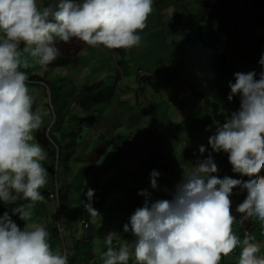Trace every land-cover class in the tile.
<instances>
[{"label": "clouds", "instance_id": "clouds-1", "mask_svg": "<svg viewBox=\"0 0 264 264\" xmlns=\"http://www.w3.org/2000/svg\"><path fill=\"white\" fill-rule=\"evenodd\" d=\"M250 1L247 12L261 14L256 0ZM153 3L56 0L40 6L37 0H0V202L27 201L14 207L11 214L5 211L0 215V264H68L69 260L67 253L52 250L46 225L32 222L35 204L44 200L40 189L48 184L44 166L48 153L35 134L45 126L49 111L43 103L34 107L36 101L28 86L33 79L29 80L28 73L21 69L36 64L46 71L60 55L58 40L70 43L75 39L107 49L138 47L142 42L139 33L147 27ZM221 5H225L223 12L215 7L216 11L224 15L230 30L239 29L242 21L236 13L244 7H234L228 0ZM194 41L202 45L199 38ZM21 45L27 53L24 58ZM257 58L259 73L238 71L233 74L235 82H228L231 92L227 99L239 96V108L226 117V122L218 123L208 138L212 152L227 153L232 171L248 179L220 178L209 153L190 171H184L171 199H153L151 191L141 189L138 194L145 198L143 205L123 224V232L133 239L114 247V240L119 243L118 232H108L106 251L99 256L102 264H221L222 258L238 247L237 264H264L261 243L251 228V218L264 228V54L258 53ZM91 113L80 114L76 124L94 125ZM50 142L57 152V146ZM205 151L200 145L199 152ZM160 175L155 169L151 171V189L159 188ZM54 185L57 189V182ZM236 187L246 191L235 212L250 218L249 233L243 234L236 227L239 214L237 218L233 214L231 199ZM94 193L89 188L86 202L82 201L93 220L100 215L93 207ZM13 215L24 221L23 227L12 219Z\"/></svg>", "mask_w": 264, "mask_h": 264}, {"label": "crops", "instance_id": "crops-1", "mask_svg": "<svg viewBox=\"0 0 264 264\" xmlns=\"http://www.w3.org/2000/svg\"><path fill=\"white\" fill-rule=\"evenodd\" d=\"M37 2L40 6H44L45 3L47 5L56 3V0H37ZM247 9L250 11V8L244 7L243 11L236 13L242 21L239 28L240 32L235 38L240 44L248 37L253 38V40L258 36L264 38V16H243L242 12L247 11ZM220 19H222L221 16L218 21ZM218 27L217 33L221 43L229 40L234 31L227 29L229 27L227 22L224 20ZM244 30L247 31L244 32ZM199 36L201 35L199 34ZM223 48L227 60V52L225 47ZM250 48L252 49V45ZM253 49L251 53H248L246 47L244 51L240 52L232 44L230 51L236 57L231 58V60L236 59L233 63L237 67L230 64L229 66L234 73L238 71L246 73L251 70L259 73L261 71L257 55L260 52L264 54V44L257 48L253 47ZM110 50L115 53V49ZM122 50L123 48L121 52ZM112 62L114 60H109L107 65L113 67ZM115 62L120 67V63ZM71 69L69 71L73 78L69 79V91L74 85L72 80L78 76V73ZM27 73L32 75L31 72L27 71ZM96 79L99 80V77ZM216 81L219 83L227 81L224 92L219 91L216 96L198 91L196 87L184 89L180 93L178 89L181 88V84L171 81L168 87L172 93L166 95L165 99L160 98L158 101L150 102L142 107H133L130 103L132 96L126 91H119L115 97L111 96V92H108L104 96L108 102L107 109L91 113L96 117L94 125L88 123L75 124L76 130H74V126H70L71 132L76 135L75 150L79 149L84 152L77 159L83 161L84 165L83 167L79 165L76 170L71 168L69 164L63 166L66 176L70 174V177H65V179L63 177L60 184V189H63L64 192L61 198V208H64V211L61 212L62 215L58 219L59 226H63L60 228L61 233L57 234L56 206L54 201L47 196V191L53 190L54 187L51 181L53 158L44 162V166L48 169V184L40 189L44 200L37 202L33 209L32 222L46 225L50 233V245L54 252L63 253V242H65L71 251L68 257L72 254L73 249L75 250V258L70 256V263L102 264L99 256L103 251H106L107 246L104 245H106L105 236L108 232H118L117 240L119 243L113 245L114 247H118L123 241L133 239L129 233L123 232V224L128 222L132 212L144 203L145 198L138 194L139 191L148 189L152 192L153 199H171V192L182 178L184 171H190L199 161L206 159L209 153L212 154L218 166L219 171L216 175L220 178L230 176L236 179H248V177H241L240 174L232 171L227 153L212 152L208 145V138L214 134L216 125L226 122V117L231 112L238 110L240 103L239 96H234L232 101L227 99L231 92L228 82H235L234 75L216 79ZM147 82L156 90L163 89L162 83L158 84L153 79H149ZM156 83L157 86L155 87L154 84ZM120 84H122V79ZM125 87L129 89L130 85L125 84ZM120 89L124 90L125 88L121 86ZM38 94L35 92L33 96L37 99ZM95 97L99 98V93L87 99L83 105L86 110L90 112H93L92 109L95 110ZM135 97L136 100L140 99L138 93ZM204 98L217 103L218 113L224 122L216 121L213 118V113L208 107L209 105L204 103ZM63 101L65 103L64 99ZM59 102L61 103V101ZM124 105H130L133 113V116L129 113L126 120L123 117V112L126 111V109H122ZM65 107L67 104H64ZM155 108H157V112L155 111L153 115ZM111 112L114 118L121 121L119 130H113L106 126L105 122H107ZM73 113L69 119L75 120L81 114V112H76L77 115H73ZM155 117H158L160 122H156ZM139 123L143 126L139 127L137 125ZM208 126H211L210 131ZM44 129L45 127L35 135L37 142L46 151L47 147H51V142L50 137L47 140L43 135ZM62 132L61 130L58 131L57 136H60ZM200 145H204L206 148L203 154L199 152ZM153 169L161 173L158 177V189H151L150 187V173ZM89 188L95 190L92 203L93 207L100 213L95 220L89 216L82 205V201L86 202L87 200L85 193ZM245 195V190L240 187L234 188L231 199L233 214L236 218L239 213L235 212V208ZM21 203H27V201L21 199L17 200L15 204L0 202V215L5 211L11 214L12 209ZM83 218H86L88 222L87 227L81 223ZM12 219L23 227L24 221L20 220L17 215H13ZM234 228L237 231L235 224ZM251 228L256 240L261 243V253L264 254V228L254 218H251ZM100 229L105 232L100 233ZM241 238L243 237L241 236ZM239 253L240 248L238 247L229 256L223 257L221 264H237ZM70 263L68 262V264Z\"/></svg>", "mask_w": 264, "mask_h": 264}, {"label": "rangeland", "instance_id": "rangeland-1", "mask_svg": "<svg viewBox=\"0 0 264 264\" xmlns=\"http://www.w3.org/2000/svg\"><path fill=\"white\" fill-rule=\"evenodd\" d=\"M205 1L206 0H154L153 11L148 17L147 27L139 33L142 37V42L138 47L128 50L123 49L122 52V48H119L115 49V53H113L110 49L103 46L91 47L83 42L78 43L75 39L70 43H64L58 40L57 45L60 49L58 58L62 57L64 59L62 65H49L46 71L36 64H33L29 69L22 68V71H28L31 72L32 75L41 77V79L34 78L28 81V86L32 94L35 92L39 93L37 99L34 97L36 101L34 107L43 103L44 108L49 111V115L44 118L45 129L43 130V135L45 138L48 140L50 135L51 141H57L58 131L69 132L70 126H74V130H76V121L74 119H69L71 113L74 112L73 115H77L76 112L84 110V112L81 113L82 115L88 112L89 110L86 111L83 105L86 103L87 99H90L97 93H99V98L95 97V110L92 109V113L105 111L107 109L108 102L104 96L108 92H111V96L113 95V97L117 96L119 91L130 93L129 95L132 96L130 103L133 107H142L150 102L158 101L160 98L165 99L166 95L168 96V94L172 93V90L168 87L171 81L181 84V88L179 87L178 89L180 93L184 89H193V87H196L198 91H204L206 94L213 96L218 95L219 91L224 92V88L227 87L225 82L227 81H222L221 83L216 81L215 70L210 68L208 64L209 61H212L213 54L212 50L205 43L208 37V20L205 12ZM226 1L227 0H209L213 9L212 14L215 16L214 21L216 29L224 22V15L217 12L216 8L223 12L225 5L221 4L226 3ZM228 1H231V5L237 8L246 7V4L251 3L250 0ZM218 4L221 6H214ZM44 6H47V4L45 3ZM249 6L254 9L252 4H249ZM248 10L249 9H247V11ZM247 11L244 10V12H242V14L244 13L243 16H252L256 14V11H254L252 15ZM220 16H223V18L218 21ZM256 16H264V10H261V14ZM227 29H230V27H227ZM246 31L247 30H244V32ZM239 32L240 29L235 30L229 40L222 41V45L227 52V61L233 67L237 66L233 63L236 59L231 60V58L236 57L230 51L232 44H234L240 52L244 51L247 47L246 51L248 53L254 50L253 47L257 48L259 45L264 44V38L260 36L255 40L251 37L245 38L242 44H240L235 39ZM199 34L201 37H199ZM196 38H199L203 42L202 47H200L201 44L194 43ZM250 45H252V49ZM23 47L24 46L21 45L22 58L27 56V53L23 52ZM70 56H74L75 58L70 59ZM109 60H114V62H112L113 67L107 65ZM115 61L120 63V67L115 64ZM243 65L245 64L243 63ZM70 68H72L71 70L73 72L78 73V76L72 80L74 85L71 84V93L68 95L69 79L73 78L69 71ZM96 77H99V80H97ZM121 79L122 84H120ZM149 79L155 80L158 84L162 83L163 89H154L148 84L147 80ZM46 81L50 86V90L45 83ZM157 83L154 84L155 87ZM125 84L130 85V88L127 89ZM121 86L125 89L119 90ZM57 91L61 97H59L58 100L54 98V104L51 102L45 103V101H50V96L53 95V93H57ZM137 93L140 96L138 100H136L135 97ZM59 101H61V103ZM57 103L58 105L61 104L58 116L57 110L55 112V105L57 106ZM204 103L207 104L206 99H204ZM64 104H67V107L64 108ZM90 107L92 108V106ZM208 107L212 111V105ZM122 109H126V111L123 112L124 120L127 119L129 113L133 116L130 105H124ZM155 111L157 112V108L153 109V115ZM213 118L218 121L214 114ZM154 120L160 122L158 117H155ZM105 123L106 126L113 130H119L121 121L118 118H114L111 112ZM137 125L139 127L143 126L141 123ZM46 130H48V134ZM73 132L75 133V131ZM46 151L48 153V159L52 160L53 158V174L51 181L53 184L59 181L57 183L56 199L51 200L54 201L56 206L57 234H60L62 225L59 226L58 219L62 215L61 212L64 211V208H61V198L64 192L63 189H60V184L63 177L64 179L65 177H70V174L66 176V171L63 166L69 164L74 170H76L79 165L83 167V161L77 158H80L84 152L77 149L74 150L69 158L62 155L59 160L58 148L57 152L54 151V146L51 144V147L46 149ZM53 186V190L47 191V194L55 192L56 187L55 185ZM112 205L114 204L112 203ZM84 222H86V224L88 223L86 218L81 219V223L86 226ZM104 232L103 229H100V233ZM115 244L114 240L113 245ZM70 252L66 243L63 242V253H67L68 255ZM74 253L75 250L73 249L70 256L75 258ZM68 262L70 263L69 260Z\"/></svg>", "mask_w": 264, "mask_h": 264}, {"label": "trees", "instance_id": "trees-1", "mask_svg": "<svg viewBox=\"0 0 264 264\" xmlns=\"http://www.w3.org/2000/svg\"><path fill=\"white\" fill-rule=\"evenodd\" d=\"M255 3L262 10H264V0H256ZM205 12L207 14V20H208V28H207L208 37H207V40L205 43L212 50V54H213L212 61H209L208 64L210 65V68H213L215 70L216 79L219 80V79H223L229 75H233L234 72L231 70L229 63L225 58V51H224L223 45L220 41L219 35H218L216 28H215V24L213 21V14H212V10H211L209 1H205ZM202 44H203V42H202ZM200 47H202V45ZM63 62H64V59L61 57V58H57L50 65L60 66L63 64ZM34 78L41 79L40 76L29 75V79H34ZM45 83L47 84L48 89L50 90V86H49L48 82L46 81ZM69 93H71V92L68 90V95H69ZM195 93H197V92H195ZM53 95L50 96V102L52 104L55 103L56 99L58 100L59 97H61V95L58 93V91H57V93H53ZM54 98H55V100H54ZM204 99H206V98H204ZM206 102H207V105H212V107H213L212 113L214 114V116L220 122H224L222 116L218 113L217 103L210 102L207 99H206ZM59 109H61V104L58 105V103H57V106L55 105V112L57 110V116H58ZM64 115L67 116L66 114H64ZM83 119H87V118H83ZM90 119H92V120L95 119V121H96V117H94V118L91 117ZM47 134H48V132H47ZM49 137H50V135H49ZM50 140H51V137H50ZM52 142L58 148V151H59L58 152V155H59L58 159L59 160L62 157V155H65L66 158H69V156L72 155V153L74 152V150L76 148V145H75L76 135L73 134L69 128V132L68 131L62 132L60 136H57V141L53 140ZM104 246H106V245H104ZM105 250H106V248H105Z\"/></svg>", "mask_w": 264, "mask_h": 264}, {"label": "built area", "instance_id": "built-area-1", "mask_svg": "<svg viewBox=\"0 0 264 264\" xmlns=\"http://www.w3.org/2000/svg\"><path fill=\"white\" fill-rule=\"evenodd\" d=\"M55 195H57V189H55V192H52V193L50 192L48 194V197L50 199H56ZM249 220H250V218H246L243 214H239V216L237 218L236 227L239 228L240 232H242L243 234L245 232L249 233V229L247 228V224H248ZM84 224H86V222H84Z\"/></svg>", "mask_w": 264, "mask_h": 264}, {"label": "bare ground", "instance_id": "bare-ground-1", "mask_svg": "<svg viewBox=\"0 0 264 264\" xmlns=\"http://www.w3.org/2000/svg\"><path fill=\"white\" fill-rule=\"evenodd\" d=\"M54 178H55V177H54ZM58 182H59V181H58ZM58 182H57V183H58ZM52 183H53V182H52Z\"/></svg>", "mask_w": 264, "mask_h": 264}]
</instances>
